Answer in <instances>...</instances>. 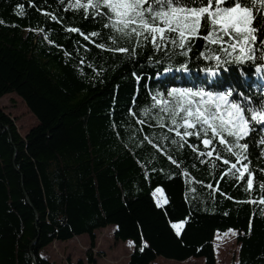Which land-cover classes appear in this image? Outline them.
I'll use <instances>...</instances> for the list:
<instances>
[{"label":"trees","instance_id":"1","mask_svg":"<svg viewBox=\"0 0 264 264\" xmlns=\"http://www.w3.org/2000/svg\"><path fill=\"white\" fill-rule=\"evenodd\" d=\"M70 3L75 0H0V101L15 94L38 120L23 137L0 108V264H55L42 252L81 236L91 242L87 263L97 264V232L110 226L117 228L116 242H134L128 264H154L159 258H204L205 264H217L215 237L230 230L239 233V264H264L260 147L253 142L248 150L253 179L248 188L247 173L242 180L228 176L236 160L218 138L203 146L190 137L185 147L170 146L165 154L141 140L145 134L174 133L140 114L147 102L145 81L152 87L167 82L217 91L246 82L241 90L253 95L264 92V81L248 66L243 67L246 75L230 66L214 78L215 84L194 66L190 72L161 77L152 68H141L138 72L149 75L140 81L136 98L133 69L120 67L116 53L94 46L93 41L113 47L108 41L111 29ZM71 27L101 35L85 40L69 32ZM204 43L199 41L198 47ZM141 51L138 62L151 47ZM134 98L136 115H129ZM156 187L167 200L164 207L154 203ZM180 221L185 223L177 235L171 224ZM66 264L73 263L69 259Z\"/></svg>","mask_w":264,"mask_h":264},{"label":"snow or ice","instance_id":"2","mask_svg":"<svg viewBox=\"0 0 264 264\" xmlns=\"http://www.w3.org/2000/svg\"><path fill=\"white\" fill-rule=\"evenodd\" d=\"M69 6L83 9L86 18L90 16L97 23L103 22L105 29H111L108 41L114 46L93 41L94 46L116 53L114 59L121 61L120 67L128 64L133 69L136 98L140 95V81L149 75L138 72L141 68H152L156 76L161 77L173 71L190 72L194 66L205 74L210 84H215L214 78L230 66L240 68L241 75H246L243 67L248 66L264 76V0H86V3L75 0ZM52 19L55 21L57 17ZM68 31L85 40L101 35L96 30L85 34L78 27ZM43 39L51 43L48 36ZM199 41L205 43L198 47ZM149 47L151 52L146 59L138 62L143 54L141 50ZM245 85L246 82L227 91H217L205 85L169 86L167 82L152 87L145 81L147 102L140 108V114L174 135L145 134L141 143L146 140L153 148L167 154L170 146L185 147L190 137L202 141L203 146L212 145L218 138L219 145H224V151L236 160L231 163L228 176L242 180L247 173V187L251 188L248 150L253 142L261 149L257 159L264 160V92L247 94L241 90ZM136 104L137 100L132 99L127 109L129 115H136ZM112 115L115 122V109ZM139 123L143 125L145 121ZM115 126L119 133V126ZM212 154L207 152L208 156ZM200 155L203 157L205 153ZM167 158L173 165L177 164L171 155ZM241 161L243 163H239ZM223 163L228 165L230 161L225 158ZM259 171L264 173V167ZM161 191V187H156L152 193L157 207L165 199L156 195ZM184 223L171 224L177 235L181 234Z\"/></svg>","mask_w":264,"mask_h":264},{"label":"rangeland","instance_id":"3","mask_svg":"<svg viewBox=\"0 0 264 264\" xmlns=\"http://www.w3.org/2000/svg\"><path fill=\"white\" fill-rule=\"evenodd\" d=\"M264 76L257 74L260 80ZM0 108L14 120L19 133L26 137L31 129L38 125L37 118L31 113L22 98L15 94H8L0 101ZM163 196V193H157ZM164 197V196H163ZM155 198V197H154ZM166 201V203H165ZM167 204L166 198L161 201V206ZM181 226V230L183 229ZM116 226L97 232V264H128L129 256L133 252V243L116 242L114 233ZM231 233H228L230 232ZM226 233H218L214 242L217 264H239L240 244L238 242L239 233L230 230ZM90 238L88 236L77 237L67 243L56 242L42 252V257L55 264H66L70 259L73 264L79 261L87 263V252L90 249ZM154 264H205V259H189L185 262H176L159 258Z\"/></svg>","mask_w":264,"mask_h":264}]
</instances>
